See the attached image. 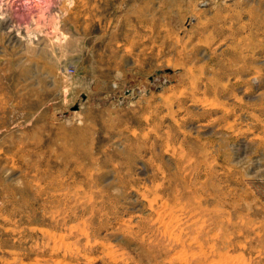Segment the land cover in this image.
Returning <instances> with one entry per match:
<instances>
[{
  "label": "rangeland",
  "instance_id": "1",
  "mask_svg": "<svg viewBox=\"0 0 264 264\" xmlns=\"http://www.w3.org/2000/svg\"><path fill=\"white\" fill-rule=\"evenodd\" d=\"M0 264H264V0H0Z\"/></svg>",
  "mask_w": 264,
  "mask_h": 264
}]
</instances>
